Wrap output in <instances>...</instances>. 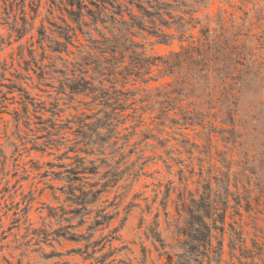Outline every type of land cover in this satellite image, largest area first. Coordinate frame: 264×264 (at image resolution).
Returning a JSON list of instances; mask_svg holds the SVG:
<instances>
[{"label":"rangeland","instance_id":"obj_1","mask_svg":"<svg viewBox=\"0 0 264 264\" xmlns=\"http://www.w3.org/2000/svg\"><path fill=\"white\" fill-rule=\"evenodd\" d=\"M49 5L0 0L1 264H165L194 199L219 264H264V0L174 2V38L121 59L103 140L100 76L75 66L54 108L58 83L25 70Z\"/></svg>","mask_w":264,"mask_h":264},{"label":"trees","instance_id":"obj_2","mask_svg":"<svg viewBox=\"0 0 264 264\" xmlns=\"http://www.w3.org/2000/svg\"><path fill=\"white\" fill-rule=\"evenodd\" d=\"M48 1L50 5L40 25L41 38L36 47L32 42L33 48L29 52V60L27 59V64L29 63L30 66L25 67V70L27 72L29 69L37 71V78L48 75L58 83L55 86L53 97L55 99L54 108L58 106V99H66V101L70 99V94H72L70 93V82L76 76L73 69L75 66L83 69V71L79 69L81 76L83 79L88 77L91 83L95 82L96 75L100 76L97 80L100 84V98H102L100 99V113L102 114L100 119L105 121L103 122L105 126L100 125V139L106 133L107 136L111 132L118 135L119 133L115 132L118 126L114 123L106 124V122L117 120L122 110L120 107L116 108L115 103L121 99L126 101L128 98L125 93L130 92L129 89L124 92L125 86H131V83L127 84L128 82L121 80L122 70L125 71V75H128L127 78L130 75V72L125 70L127 66H121V59L146 54L147 42L166 43L172 40L173 34L170 35L165 30L171 22L164 16L172 20L176 19L171 9L176 7L173 3L180 2V0ZM21 12H24L25 17L26 10L23 5ZM136 37H140V41H136ZM150 37H156V40L151 42ZM177 39L179 42L182 41L181 36ZM71 47L74 50H71ZM180 47L185 53L195 50L198 54V50L190 45ZM181 52L183 51L176 52L175 56L179 57ZM62 53L66 56L63 57ZM92 58L95 61L84 62ZM57 61H61V67L57 66ZM161 73L163 74L160 76L170 72L163 70ZM153 79L148 78L147 81ZM116 109L121 111L117 113ZM50 128L53 127L50 126ZM191 202L193 208L183 210L187 217L183 220L184 229L176 241V244L183 245L179 247L185 248L187 252L182 255L180 253L168 254L165 264H219L223 239L220 240L221 243L218 241L217 247L214 248L211 245L212 222L208 207L202 201L194 199ZM221 221L223 224V220ZM2 225L1 218L0 227ZM212 255H215V259H212ZM5 263L10 262L5 260Z\"/></svg>","mask_w":264,"mask_h":264}]
</instances>
